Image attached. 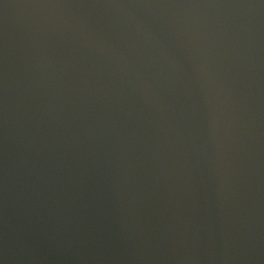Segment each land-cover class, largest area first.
<instances>
[{
	"label": "water",
	"instance_id": "obj_1",
	"mask_svg": "<svg viewBox=\"0 0 264 264\" xmlns=\"http://www.w3.org/2000/svg\"><path fill=\"white\" fill-rule=\"evenodd\" d=\"M0 264H264V0H0Z\"/></svg>",
	"mask_w": 264,
	"mask_h": 264
}]
</instances>
